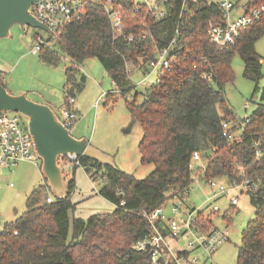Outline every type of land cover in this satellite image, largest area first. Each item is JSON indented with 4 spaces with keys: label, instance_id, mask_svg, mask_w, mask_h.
Listing matches in <instances>:
<instances>
[{
    "label": "trees",
    "instance_id": "trees-1",
    "mask_svg": "<svg viewBox=\"0 0 264 264\" xmlns=\"http://www.w3.org/2000/svg\"><path fill=\"white\" fill-rule=\"evenodd\" d=\"M181 4L182 0H166L167 15L156 21L144 5L134 13V0L124 1V36H114L101 4H90L81 21L44 39L38 52L43 63L55 66L59 62L53 44L73 62L64 70L68 101L84 86V77L77 81L76 75L85 60L97 58L114 88L125 96L135 88L127 63L145 72L156 50L175 38L170 67L157 73L141 103L136 97L126 102L132 120L142 129L137 144L140 161L152 163L153 170L146 178L137 179L80 157L85 173L102 181L98 195L113 204L112 212L70 222L74 205L69 195L74 179L68 180L67 197L52 202L47 200L44 181L26 195L23 214L6 222L0 232V264H148L146 254L133 249L150 230L144 213L163 206L170 189L184 190L191 185L189 158L195 151L207 160L205 179L239 180L238 168L242 166L248 178L257 180L256 190L248 196L255 215L241 233L236 264H264V86L239 134L226 140L220 126L224 119L234 120L224 90L234 78V55L244 63L243 77L255 83L253 92L258 90L262 63L255 42L264 34V17L241 31L235 45L220 48L207 36L209 22H223L218 5L197 0L181 15ZM261 4L264 0H244L243 7L248 10ZM151 40L156 48L149 46ZM203 74L209 79L202 78ZM67 101L66 109L71 108ZM255 141L261 151L259 159L255 158ZM121 200L124 204L119 207ZM205 223L210 224L208 220Z\"/></svg>",
    "mask_w": 264,
    "mask_h": 264
},
{
    "label": "rangeland",
    "instance_id": "rangeland-1",
    "mask_svg": "<svg viewBox=\"0 0 264 264\" xmlns=\"http://www.w3.org/2000/svg\"><path fill=\"white\" fill-rule=\"evenodd\" d=\"M141 5L140 0H135ZM216 1V0H208ZM237 6L231 10V17L241 14L244 0H232ZM11 38L0 40V78L6 87L20 89L26 98L33 102L46 103L51 110L61 119L65 107V78L64 70L73 66V62L65 57L61 50L53 44V49L59 55V62L55 66H47L39 58V53H32L35 36L48 38V33L37 29L18 26L10 29ZM255 52L262 60L261 76L258 90L253 92L255 83L243 77L244 63L238 55H234L231 62L233 80L224 87L226 98L234 120H243L254 110V104L260 99V89L264 86V34L255 42ZM76 80L84 77V86L79 92L74 93V108L77 109L78 119L71 134L76 138H86L90 146L103 154L117 169L122 170L134 178L144 179L153 170V164L144 165L140 161L138 142L142 136V129L137 121H133L127 110V103L136 97V102L141 103L142 96L148 86L138 84L144 80L143 72L127 63L126 70L129 80L135 86L133 91L126 95L119 93L102 96V93L114 90L103 65L97 58H89L79 65ZM155 73L146 76L155 81ZM8 84V85H7ZM8 91L9 88H7ZM12 91V90H11ZM137 92V94H135ZM252 98V99H251ZM97 103V104H96ZM245 104L247 105L246 107ZM25 122L27 118L23 117ZM30 161L17 163L12 170L0 169V219L1 225L21 216L25 211L26 195L34 188L44 184L40 172V162ZM66 182L74 179V187L70 193L73 208L70 213V222L73 218L87 219L93 214L110 213L113 204L106 198L98 195L103 187L100 179H92L83 168L76 167L65 170ZM196 166L192 173V183L189 186L190 194L186 201L188 208L195 211L204 209V221L214 225L217 229L229 230L228 241L224 242L211 256V260L201 256L198 251L193 253L199 257L196 264H236V247L240 244L242 231L247 222L255 215V208L249 203V197L242 195L239 203L229 206V199L225 195L214 197L215 187H210L204 180L197 179ZM217 182H224V179ZM216 183V182H215ZM47 200L52 202L56 198L48 190ZM216 205L220 210L210 212ZM166 218L171 216L169 204L165 206ZM225 215V216H224ZM224 216V218H223ZM177 215L176 220L182 219ZM172 247L185 248L184 241L171 243Z\"/></svg>",
    "mask_w": 264,
    "mask_h": 264
},
{
    "label": "built area",
    "instance_id": "built-area-1",
    "mask_svg": "<svg viewBox=\"0 0 264 264\" xmlns=\"http://www.w3.org/2000/svg\"><path fill=\"white\" fill-rule=\"evenodd\" d=\"M126 0H92L91 3L81 1L67 0H43L33 3L29 8V13L50 27L53 33L66 25L81 21L87 12V5L101 4L102 11L107 15L110 22V29L114 36H124L125 25L123 15V2ZM146 7L147 13L150 14L156 21H162L166 17L167 8L166 0H140ZM197 0H182L180 13L185 11L189 4L196 3ZM222 12V23L209 22L207 26V36L211 44L218 47L235 45L241 31H244L250 25L259 22L264 17V4L258 7H253L244 10L242 13L231 17V10L237 5V2L232 0H216L214 1ZM141 4L134 0L133 12L138 13ZM182 15V13H181ZM180 15V17H181ZM132 37L128 38L131 41ZM44 44V39L39 35L35 36V44L32 53H38L41 45ZM175 38L164 45L162 49L156 50L153 59L148 61L147 70L143 72L144 80L138 84H145L147 89L152 86L155 81L148 79L151 73L157 75L161 70H167L170 67L169 57ZM149 46L156 48L154 41L151 40ZM148 47V46H147ZM156 77V76H155ZM202 78H208L205 74ZM209 79V78H208ZM114 85V84H113ZM114 92L120 93L118 89ZM103 96L107 93H102ZM69 106L61 112L62 118L60 121L67 129L72 131L75 122L78 119V113L73 110L75 101L73 97H68ZM97 104V103H96ZM247 105L245 104L244 107ZM21 114L14 112L0 113V169L12 170L17 163L21 161H30L34 164L36 156L32 148V141L29 132H27V122ZM246 119L230 121L224 119L220 122L221 135L226 140H231L239 134L245 124ZM255 158L259 159L261 151L258 149L259 142H254ZM80 157L74 154L59 156V163L64 179L66 178L65 170L81 167ZM189 167L193 173L196 166L197 179L204 180L210 187H215L216 192L214 197L225 195L229 199V206L234 207L239 203L242 195L249 196L250 193L256 190L257 180L248 178L244 174L242 166L238 168V173L241 179L227 180L217 182L221 179H205L203 176L204 168L207 163L206 159H202L201 154L197 151L193 152L189 158ZM192 176V174H191ZM216 182V183H215ZM189 186L184 190L173 188L169 190L168 200L163 206H160L150 213H144V217L149 226V232L133 245L135 252L146 254L148 264H196L199 257L194 255L196 251L201 256L211 260L213 253L221 244L228 241L229 230L226 227L224 230L217 229L214 225L206 224L204 221V209L195 211L194 208L189 209L186 201L189 198ZM120 195L121 192L119 191ZM169 204L171 216L166 218L164 211L166 204ZM124 200H121L118 206H122ZM210 212H218L220 208L213 205ZM204 214V215H203ZM177 215H182L183 218L176 220ZM184 241L185 248L171 246L172 242Z\"/></svg>",
    "mask_w": 264,
    "mask_h": 264
},
{
    "label": "water",
    "instance_id": "water-1",
    "mask_svg": "<svg viewBox=\"0 0 264 264\" xmlns=\"http://www.w3.org/2000/svg\"><path fill=\"white\" fill-rule=\"evenodd\" d=\"M38 1L43 0H0V40L11 38L10 29L15 26L21 29L37 28L49 35L54 34L50 27L29 13L30 6ZM3 112H14L27 118V132L31 137L34 154L40 162L42 178L47 189L57 199L66 198L69 192L68 183L57 163L59 156L74 154L117 169L107 157L90 146L86 138H76L67 131L48 105L27 99L24 92L13 95L0 83V113Z\"/></svg>",
    "mask_w": 264,
    "mask_h": 264
},
{
    "label": "crops",
    "instance_id": "crops-1",
    "mask_svg": "<svg viewBox=\"0 0 264 264\" xmlns=\"http://www.w3.org/2000/svg\"><path fill=\"white\" fill-rule=\"evenodd\" d=\"M209 2H212V1H209ZM214 2V1H213ZM242 7H243V5H242ZM244 8V7H243ZM260 62L262 63V60H260ZM0 81H1V78H0ZM112 82V81H111ZM2 83V82H1ZM4 84V86L6 87V85H5V83H3ZM8 85V84H7ZM112 85H113V82H112ZM113 87H114V85H113ZM7 88H9V90L10 91H8V89ZM6 89H7V91L9 92V93H11V94H13V95H17V94H19L20 92H21V90L20 89H15L14 87H11V86H9V87H6ZM12 90V91H11ZM114 90H115V88H114ZM114 90H112V91H110V92H106L107 94H109V95H113V94H116V92H114ZM118 93V92H117ZM104 94V93H103ZM120 94V93H119ZM143 95V94H142ZM103 96V95H102ZM40 103V102H39ZM42 104H46V103H42ZM47 105V104H46ZM77 110V109H76ZM14 220V219H13ZM13 220H11V221H13ZM2 221H1V219H0V223H1ZM6 224V223H5ZM5 224H3L2 226H0V232L2 231V229H3V227H4V225ZM1 225V224H0Z\"/></svg>",
    "mask_w": 264,
    "mask_h": 264
}]
</instances>
